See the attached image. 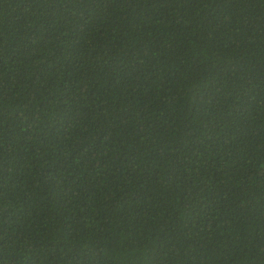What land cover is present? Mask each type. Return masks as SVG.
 <instances>
[{"label":"trees","instance_id":"trees-1","mask_svg":"<svg viewBox=\"0 0 264 264\" xmlns=\"http://www.w3.org/2000/svg\"><path fill=\"white\" fill-rule=\"evenodd\" d=\"M0 264H264V0H0Z\"/></svg>","mask_w":264,"mask_h":264}]
</instances>
